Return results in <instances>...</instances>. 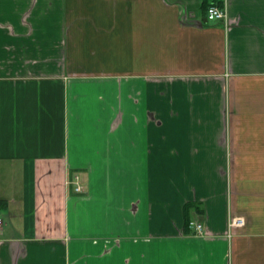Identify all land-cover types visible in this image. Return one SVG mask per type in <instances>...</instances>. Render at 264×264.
I'll return each mask as SVG.
<instances>
[{"label":"crops","instance_id":"crops-1","mask_svg":"<svg viewBox=\"0 0 264 264\" xmlns=\"http://www.w3.org/2000/svg\"><path fill=\"white\" fill-rule=\"evenodd\" d=\"M0 218V264H264V0H0Z\"/></svg>","mask_w":264,"mask_h":264},{"label":"built area","instance_id":"built-area-1","mask_svg":"<svg viewBox=\"0 0 264 264\" xmlns=\"http://www.w3.org/2000/svg\"><path fill=\"white\" fill-rule=\"evenodd\" d=\"M207 17L210 20H221L225 19L227 17V11L223 7L219 6L218 4H211L207 8ZM72 183L74 184L75 190L76 191H82L83 187L81 184V178L79 174L74 175ZM244 222L243 218L241 217H236L233 218L230 221V227H235L237 225H242ZM189 228L193 229L196 231V233H202L204 231V225L195 220L192 219L188 222ZM2 230V219L0 218V232Z\"/></svg>","mask_w":264,"mask_h":264}]
</instances>
